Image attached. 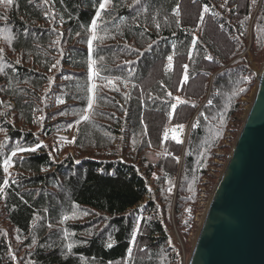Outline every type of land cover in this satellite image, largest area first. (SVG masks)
<instances>
[{"label":"trees","instance_id":"16d2710c","mask_svg":"<svg viewBox=\"0 0 264 264\" xmlns=\"http://www.w3.org/2000/svg\"><path fill=\"white\" fill-rule=\"evenodd\" d=\"M101 2L0 3V264H181L256 84L264 0Z\"/></svg>","mask_w":264,"mask_h":264},{"label":"water","instance_id":"95a60500","mask_svg":"<svg viewBox=\"0 0 264 264\" xmlns=\"http://www.w3.org/2000/svg\"><path fill=\"white\" fill-rule=\"evenodd\" d=\"M187 264H264V65Z\"/></svg>","mask_w":264,"mask_h":264},{"label":"rangeland","instance_id":"374dc122","mask_svg":"<svg viewBox=\"0 0 264 264\" xmlns=\"http://www.w3.org/2000/svg\"><path fill=\"white\" fill-rule=\"evenodd\" d=\"M246 52L247 53H246L245 58L249 62L250 66L253 70L254 76L256 78V84L251 89L249 94L246 97H243L241 99L242 105H241L240 112L238 115H235V121L236 120L238 121L236 124V127H237L236 131H227L225 133L226 137L221 143V147H219L215 150V153L217 155H215V158L213 159V165H211L209 167V171H208L209 177L206 178L207 181L209 180V181H214V182H213V185L210 189H208L207 186L200 188L201 189L200 193H198V196H200L199 197L200 200L198 201V208H197V211L195 212V228H194V231L192 233H190V235L188 237L189 244L187 246H185L183 244V242H181L177 239L180 246H181V251L179 254V257L181 258V264H183V262L186 263L190 257V254H191V251L193 248V244H194V241L196 239L197 233L199 231L200 225L202 223L203 217L205 215L206 208H207V205H208L209 200L211 198L212 191H213L214 187L216 186V183L218 182V179H219V177H220V175H221V173L225 167L226 161H227L228 156L231 152V149L234 145L236 137L240 131L239 126H242L244 118H245V116L249 110V107L252 103V100H253V97L255 94V90H256V85H257V76L261 73L263 65H264V60L255 61L253 59L249 49H246ZM69 130L70 131L66 132L65 129H61V130L55 132L54 136L51 137L52 139H55L54 140L55 142L52 141L51 138H49V137H47V138L40 137L39 138L41 141L40 144H42L43 146L51 147L53 145V142H54L56 146H58V147L63 146L67 150L68 147L66 146V144L70 143V141L73 137L74 126H71ZM237 130H239V131H237ZM4 136H5V130L3 128H0V139L4 138ZM38 136H41V135H38ZM68 151L71 152V149H68ZM152 151L149 150L147 152H152ZM205 189H207V191ZM172 230L175 233V229L172 228Z\"/></svg>","mask_w":264,"mask_h":264},{"label":"snow or ice","instance_id":"6c2138e0","mask_svg":"<svg viewBox=\"0 0 264 264\" xmlns=\"http://www.w3.org/2000/svg\"><path fill=\"white\" fill-rule=\"evenodd\" d=\"M110 2V0H102V2L100 3V9H104L105 7H106V5L108 4ZM0 3H4L5 4V6H7V5H9V4H11L12 3V0H0ZM100 15V13H99V11L97 12V16H99ZM95 26H96V21L95 20H93V23H92V29H93V31L95 30ZM7 39H11V37H7ZM93 39H95V37H93ZM89 43L91 44V41H89ZM169 61L171 62V60H172V57L170 56L169 58ZM209 59H211V57H209ZM185 80H187V76H185ZM95 87V85H93V88ZM91 107H92V104H91V102L89 103V109H91ZM89 117L88 116H83L82 117V119H85V120H87ZM179 127H182V126H179ZM40 145H37L36 146V148H38ZM36 148H28V149H25V148H18L16 151H20V152H24V151H35L36 150ZM16 151H13L12 152V156H15L16 155ZM11 157H9L8 159H6V160H4L3 161V167H4V169H5V171H7V169H8V167H9V165L11 164ZM77 163H79L78 161H77ZM65 218H67V217H65ZM111 245H109V247H110Z\"/></svg>","mask_w":264,"mask_h":264},{"label":"bare ground","instance_id":"6f19581e","mask_svg":"<svg viewBox=\"0 0 264 264\" xmlns=\"http://www.w3.org/2000/svg\"><path fill=\"white\" fill-rule=\"evenodd\" d=\"M201 7V6H200ZM86 30V29H85ZM86 35V34H85ZM83 36V35H82ZM116 36V35H115ZM129 38V37H128ZM110 39V38H109ZM105 40V39H104ZM97 42V41H96ZM136 45V44H135ZM245 45V44H244ZM223 57V56H222ZM71 64V63H70ZM219 102V101H218ZM42 108V107H41ZM53 111V110H52ZM40 120V119H39ZM177 142V141H176Z\"/></svg>","mask_w":264,"mask_h":264}]
</instances>
